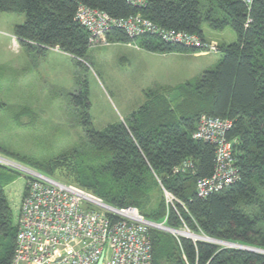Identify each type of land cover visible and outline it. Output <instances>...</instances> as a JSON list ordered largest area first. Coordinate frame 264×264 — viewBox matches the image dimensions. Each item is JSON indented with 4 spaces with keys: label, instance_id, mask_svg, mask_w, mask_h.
Here are the masks:
<instances>
[{
    "label": "trees",
    "instance_id": "obj_1",
    "mask_svg": "<svg viewBox=\"0 0 264 264\" xmlns=\"http://www.w3.org/2000/svg\"><path fill=\"white\" fill-rule=\"evenodd\" d=\"M142 2L0 0V11L26 15L14 33L34 59L58 48L86 66L81 60L87 61L92 43L90 32L77 18L81 6L103 11L112 19L139 16L160 29L195 34L202 43L216 42L221 54L215 66L199 77L147 91L137 111L102 130H96L91 120L88 87L77 80L76 91L68 96L85 131L80 147L45 163L28 160L29 165L51 177L64 169L69 184L113 206L137 207L156 223L168 215V227L185 226L214 239L264 248V0ZM205 24L214 31L230 26L237 40H209ZM107 39L158 54L203 50L166 42L158 34L132 37L119 27H113ZM4 105L0 103V108ZM30 113L34 121L36 116ZM204 118L230 122L225 140L233 144L231 161L238 176L208 196L199 195L197 185L214 175L218 145L194 136ZM3 151L17 156L0 145ZM17 174L0 165V264H12L17 248L18 223L5 191ZM30 180L26 176L23 198ZM161 184L179 199L176 209L167 208ZM150 234L154 264H264L262 254L177 238L158 229Z\"/></svg>",
    "mask_w": 264,
    "mask_h": 264
},
{
    "label": "rangeland",
    "instance_id": "obj_2",
    "mask_svg": "<svg viewBox=\"0 0 264 264\" xmlns=\"http://www.w3.org/2000/svg\"><path fill=\"white\" fill-rule=\"evenodd\" d=\"M25 20V14L0 11V103L5 104L0 108V145L13 150L17 156L5 151L0 155L34 170L37 169L30 166L28 160L45 163L79 148L82 143L85 131L78 121L75 104L68 96L76 91L77 80L87 85L91 120L96 130H102L137 111L146 101L147 91L199 77L221 57L216 51L202 52L197 58H191L153 53L134 44L100 43L90 46L87 61L81 60L86 64L84 67L56 48L45 56L35 55L34 59L14 35L15 27ZM203 30L209 40L218 43L237 40L230 26L214 31L205 24ZM24 110L26 112L16 119ZM30 112L36 116L34 121ZM23 156L27 161L21 159ZM41 170L37 171L43 173ZM63 171L52 175L69 183ZM26 176L27 173L20 172L6 186L15 220L20 213ZM169 205L175 207L172 202ZM174 229L176 232L172 235L177 238L197 241L190 233L205 236L185 226ZM201 238L207 242L214 239ZM217 245L232 248L230 243L218 242Z\"/></svg>",
    "mask_w": 264,
    "mask_h": 264
},
{
    "label": "built area",
    "instance_id": "obj_3",
    "mask_svg": "<svg viewBox=\"0 0 264 264\" xmlns=\"http://www.w3.org/2000/svg\"><path fill=\"white\" fill-rule=\"evenodd\" d=\"M130 2L143 3L142 0ZM77 18L90 32L92 45L110 44L107 33L119 27L132 37L152 33L166 42L202 47V52L218 49L216 42L205 44L195 34L160 29L139 16L112 19L103 11L81 6ZM230 126L228 121L204 118L194 134L218 145L214 175L198 182L197 192L201 196L219 191L238 178L231 161L233 144L225 140ZM0 165L31 177L17 218V248L12 264H154L151 230L175 231L166 225L168 215L163 222L156 223L137 207L113 206L75 184L62 182L2 155ZM162 190L168 209L173 208L170 202L176 209L179 199L163 186Z\"/></svg>",
    "mask_w": 264,
    "mask_h": 264
},
{
    "label": "water",
    "instance_id": "obj_4",
    "mask_svg": "<svg viewBox=\"0 0 264 264\" xmlns=\"http://www.w3.org/2000/svg\"><path fill=\"white\" fill-rule=\"evenodd\" d=\"M174 232H176V230ZM204 238L207 239L206 236H204L201 239H204ZM197 241H204V240L197 239ZM210 241L212 243H214V244H217L218 242L230 243L232 245L231 247L234 248V249H240V250H245V251H248V252L264 255V248H259V247H255V246H251V245H245V244H241V243L224 242V241H219V240L217 241L216 239H211Z\"/></svg>",
    "mask_w": 264,
    "mask_h": 264
},
{
    "label": "crops",
    "instance_id": "obj_5",
    "mask_svg": "<svg viewBox=\"0 0 264 264\" xmlns=\"http://www.w3.org/2000/svg\"><path fill=\"white\" fill-rule=\"evenodd\" d=\"M14 35H15V33H14ZM16 37V36H15ZM17 38V37H16ZM17 41H19L18 40V38H17ZM22 46V45H21ZM24 48V47H23ZM56 49H58V48H56ZM201 53L202 52H199V53H196V54H178V53H171L170 55H175V56H182V57H191V58H197V56H200L201 55ZM189 80V79H188ZM180 84V83H179ZM177 85V84H176ZM164 86V85H163ZM172 86H174V85H172ZM5 191H6V189H5ZM24 193V192H23ZM7 195V194H6ZM7 198H8V196H7Z\"/></svg>",
    "mask_w": 264,
    "mask_h": 264
},
{
    "label": "bare ground",
    "instance_id": "obj_6",
    "mask_svg": "<svg viewBox=\"0 0 264 264\" xmlns=\"http://www.w3.org/2000/svg\"><path fill=\"white\" fill-rule=\"evenodd\" d=\"M180 232V231H179ZM190 235L192 236V237H194V238H201L202 236H198V235H196V234H193V233H190Z\"/></svg>",
    "mask_w": 264,
    "mask_h": 264
}]
</instances>
